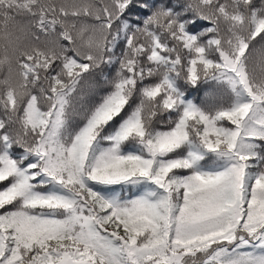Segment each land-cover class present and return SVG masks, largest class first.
Returning <instances> with one entry per match:
<instances>
[{
  "label": "snow or ice",
  "instance_id": "obj_1",
  "mask_svg": "<svg viewBox=\"0 0 264 264\" xmlns=\"http://www.w3.org/2000/svg\"><path fill=\"white\" fill-rule=\"evenodd\" d=\"M0 264H264V0H0Z\"/></svg>",
  "mask_w": 264,
  "mask_h": 264
},
{
  "label": "trees",
  "instance_id": "obj_2",
  "mask_svg": "<svg viewBox=\"0 0 264 264\" xmlns=\"http://www.w3.org/2000/svg\"><path fill=\"white\" fill-rule=\"evenodd\" d=\"M105 94L106 93L101 92L97 97V101L100 98H102V96ZM196 95L197 94L195 92H192L189 98L195 99ZM84 122H85L84 112L71 114L66 122V126L64 129L65 135L67 136L73 135L76 131L79 130V128L83 127ZM118 126H119L118 124H115L110 128H107L106 131L102 133L101 137L98 139L97 144L95 145V151L98 152L108 146L109 142L103 139V136L109 135L110 133L114 132ZM142 148L143 146L138 141H134L131 139L125 141L124 144L122 145V151L124 153L134 152L139 154L142 151ZM213 160L214 158L210 159L208 157H205V160L201 161V165L206 166V163L210 165L213 163ZM91 186L94 188V190L101 193L102 195L106 197H114V198H132L133 196L141 195L146 191L145 188L141 187L138 184L121 183V184H113V185H104L97 182H91ZM45 187L48 188V190L50 191L60 190L58 187H55L53 185H45Z\"/></svg>",
  "mask_w": 264,
  "mask_h": 264
}]
</instances>
